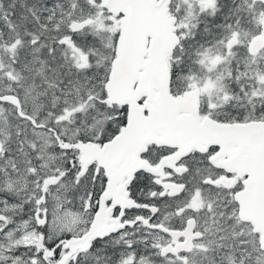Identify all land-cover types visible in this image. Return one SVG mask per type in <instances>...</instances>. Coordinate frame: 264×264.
<instances>
[{"label":"snow or ice","instance_id":"obj_1","mask_svg":"<svg viewBox=\"0 0 264 264\" xmlns=\"http://www.w3.org/2000/svg\"><path fill=\"white\" fill-rule=\"evenodd\" d=\"M0 264H264V0H0Z\"/></svg>","mask_w":264,"mask_h":264}]
</instances>
